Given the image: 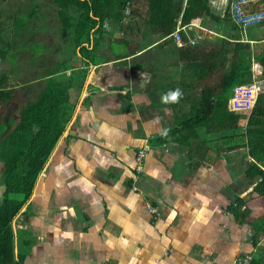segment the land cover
<instances>
[{
	"label": "crops",
	"instance_id": "crops-1",
	"mask_svg": "<svg viewBox=\"0 0 264 264\" xmlns=\"http://www.w3.org/2000/svg\"><path fill=\"white\" fill-rule=\"evenodd\" d=\"M160 41L142 38L141 63L110 55L77 68L85 78L69 89L72 117L11 222L22 264H235L246 256L264 262V235L253 241L264 198L252 194L255 181L246 177L253 159L223 152L239 139L230 142L229 129L214 130L211 121L200 127L205 150L155 142L178 116L177 127L181 122L175 104L161 96L182 85V65L175 49L157 48ZM50 59L57 58L48 54L39 65L48 68ZM205 127L213 130L204 134ZM143 144L150 151L134 192V156Z\"/></svg>",
	"mask_w": 264,
	"mask_h": 264
},
{
	"label": "trees",
	"instance_id": "trees-1",
	"mask_svg": "<svg viewBox=\"0 0 264 264\" xmlns=\"http://www.w3.org/2000/svg\"><path fill=\"white\" fill-rule=\"evenodd\" d=\"M209 1L53 0L62 24L63 42L70 48L67 61L57 59L58 62L48 65L41 78L36 80L39 85L32 98L17 92L18 87L8 86L7 75H0V162L3 163L4 178L0 200V264L23 262L24 256L14 251L11 222L29 200L38 175L72 117L74 105L69 101V89L77 83L81 87L85 78V74H80L77 68L106 63L110 55L123 61L134 57L132 59L141 63L142 38L146 40L149 37L150 44L161 40L157 43L158 49H175V57L188 70L191 81H182L179 88L183 90V96L179 101L184 104L192 102L194 109L181 113L180 126L167 131L155 142H175L196 149L200 140L205 143L200 127L206 123L212 121L214 130L228 128L230 142L243 139V143L230 144L223 152L236 155L241 150L246 158L253 159L246 162V177L255 181L252 194L264 198V166L261 165L264 161V37L243 39L241 34L251 27L231 21L228 3L221 12H216L208 8ZM177 21L182 26L200 21L211 27L208 30L212 35L194 36L192 32L190 36L195 42L190 44L182 32L185 45L178 47L171 38ZM19 23L24 26L21 19L16 21L17 25ZM115 28L119 33L113 37ZM10 35L18 36L16 43L21 41L23 48L33 55L50 52L43 41L34 40L35 35L27 36L14 31V34H5V37ZM5 42L0 32V61L8 57ZM251 42H255L254 45ZM116 43L120 49H114L113 44ZM103 46L109 52L98 50ZM71 62L80 65H72ZM67 70L70 71L68 75ZM253 74L257 80V98L253 109L249 114L232 111L234 88L241 84L250 85ZM227 116L234 122L226 121ZM245 119L248 120L243 134L234 135L233 132ZM213 129L205 127L204 134ZM257 224L258 234L253 239L254 244L259 233L264 235V213ZM251 264L264 262L253 259Z\"/></svg>",
	"mask_w": 264,
	"mask_h": 264
},
{
	"label": "rangeland",
	"instance_id": "rangeland-1",
	"mask_svg": "<svg viewBox=\"0 0 264 264\" xmlns=\"http://www.w3.org/2000/svg\"><path fill=\"white\" fill-rule=\"evenodd\" d=\"M226 3H227V0H210L208 3V8H210V10L214 9L216 12H221L223 10V6ZM57 15L58 14H57L56 6L54 5L53 0H0V32H1V35L4 36V40L6 41L5 46L7 47V50H8L7 59L5 61H0V75L1 74L7 75L8 86L18 87L16 91L17 92L24 91V94H25L24 96L26 98H32L33 93L34 91H36V87H37V84L33 82L41 78V76L46 71V69L42 65H39V64H40L41 58L47 57L48 54H44V55L28 54V52L30 51L28 52L23 51L27 49L23 48L24 46H22L23 43L21 41L19 43H16V40L19 38L18 36L10 35L8 37H5V34H8V35L12 33L14 34V31H15L17 32V34L22 32L26 34L27 36L35 35L34 40H40V41L43 40V42L45 41L44 44H45L46 49H50V51L52 52L50 53L48 50L49 58H52L55 56V58H57L58 60H61L62 62H66L68 57L65 56V54L68 55V51L70 50V48H68V44H65L63 42L62 30H61L62 24L58 20ZM19 19L23 21L24 26L20 25V23L19 25L16 24V21ZM193 24L199 25L200 27L203 28L200 31H194V36L196 35L200 36L204 33L208 34L209 33L208 29L211 28L210 22L208 25L210 28H208L206 25H204L200 21H195ZM9 26L11 28H9ZM113 31L115 32L113 34V37L118 35L119 31L117 28H115ZM191 33L192 31L188 32V34H191ZM241 36L243 39L263 38L264 37V27L262 28H259L258 26L251 27L249 29H246L244 31V34H241ZM191 41H194L193 37H191ZM254 43L251 42V45H254ZM113 47L114 49H120L119 48L120 46L118 45V43L113 44ZM62 49L64 52V56L62 54ZM15 53L17 55V58L16 56H14ZM29 59L31 60L28 61ZM57 59H50V61L51 63L54 64L58 62ZM177 64L175 66H177ZM177 72H179V76L182 78L183 82L184 81H186L187 83L191 82L190 78L188 77V70L186 68H183L182 66V68H179ZM253 82H255L257 85V80L254 74H253ZM174 85H177V84H174ZM241 85H244V84H241ZM179 102L175 103L176 104L175 108L178 109V111H180L181 113H186V112L188 113L194 109L192 102L184 104L183 108H182L183 104L178 105ZM10 106H14V105H10ZM231 119L232 118L230 116L229 117L227 116V118H225V120L226 121L228 120L229 123H233L234 121ZM177 120L178 121L174 124L173 128L169 129V131H172L178 128L177 125L180 120L179 116L177 117ZM247 120L248 119L241 121L239 128L236 129L237 133L233 132L234 135L243 134L244 127L247 123ZM211 137L216 138L217 132L211 135ZM198 142L199 140H197V143ZM239 143L240 144L243 143V139H240ZM199 147L205 150L206 144L200 140ZM238 149L236 153L238 152ZM149 151H150V146H149ZM148 152L146 153V155L148 154ZM241 153L242 152L240 150L239 154ZM232 157H236V156L233 155ZM134 159H135V156H134ZM0 170H1V166H0ZM142 172H143V165H142ZM141 175L142 173L137 176V180L139 176ZM136 186H137V183H136ZM261 211L262 210H260V212ZM246 215L247 214H245V216ZM262 215L263 213L260 215L259 219H261ZM12 226H13L14 233L18 235V232L20 231V229L16 226V224Z\"/></svg>",
	"mask_w": 264,
	"mask_h": 264
},
{
	"label": "built area",
	"instance_id": "built-area-1",
	"mask_svg": "<svg viewBox=\"0 0 264 264\" xmlns=\"http://www.w3.org/2000/svg\"><path fill=\"white\" fill-rule=\"evenodd\" d=\"M230 4V19L243 27L250 26L251 24L264 23V0H227ZM128 12V11H126ZM203 28L199 25L188 24L181 25L180 21H177V26L171 38L174 39L178 47L185 45V41L182 37V32L188 37V42L194 44L191 41V36L188 32L200 31ZM208 34L212 35V32L208 30ZM205 34V33H204ZM257 98V85L252 82L250 85H237L233 90V96L231 100V110L236 112H246L250 113L253 109ZM149 151V146L143 144L140 146L136 153L134 159L133 167V177H132V190L138 192V188L135 186L137 181V176L142 173L143 160L146 153ZM150 213L156 214V209L147 205ZM251 256H246L244 258L237 259L235 264H251Z\"/></svg>",
	"mask_w": 264,
	"mask_h": 264
},
{
	"label": "clouds",
	"instance_id": "clouds-1",
	"mask_svg": "<svg viewBox=\"0 0 264 264\" xmlns=\"http://www.w3.org/2000/svg\"><path fill=\"white\" fill-rule=\"evenodd\" d=\"M228 7H230V4H228ZM256 26L262 28L264 27V23L251 24L249 27H256ZM182 96H183V90L179 87H176L175 89H169L167 92L162 94L161 100L166 104L178 103Z\"/></svg>",
	"mask_w": 264,
	"mask_h": 264
}]
</instances>
